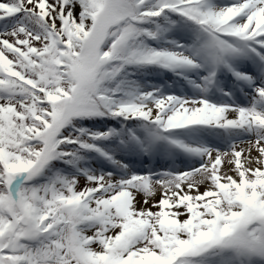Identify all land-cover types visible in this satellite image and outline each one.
<instances>
[{
    "label": "snow or ice",
    "instance_id": "snow-or-ice-1",
    "mask_svg": "<svg viewBox=\"0 0 264 264\" xmlns=\"http://www.w3.org/2000/svg\"><path fill=\"white\" fill-rule=\"evenodd\" d=\"M0 264H264V0H0Z\"/></svg>",
    "mask_w": 264,
    "mask_h": 264
}]
</instances>
